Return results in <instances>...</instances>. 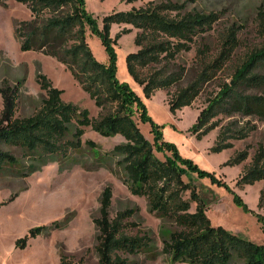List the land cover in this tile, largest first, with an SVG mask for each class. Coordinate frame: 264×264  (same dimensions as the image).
I'll list each match as a JSON object with an SVG mask.
<instances>
[{
  "label": "trees",
  "instance_id": "16d2710c",
  "mask_svg": "<svg viewBox=\"0 0 264 264\" xmlns=\"http://www.w3.org/2000/svg\"><path fill=\"white\" fill-rule=\"evenodd\" d=\"M31 12L30 20L17 21L15 34L22 51H37L57 58L95 100L101 109L98 118L90 117L73 103L63 101V90L56 88L43 73L36 80L46 95L37 111L28 117H18V100L25 80L11 84L4 81L0 87L3 110L0 117V171L22 166L33 174L49 162H69L84 150L82 138L85 127L103 136H122L124 142L114 146L108 154L117 158L121 172L117 173L131 193L145 197L149 212L175 226L167 231L163 253L176 263L264 264V245L255 244L222 226L215 227L207 214V204L197 187L185 176L198 173L213 184L221 180L185 158L178 147L167 142L162 126L149 115L144 100L128 84L118 78L116 46L131 29H124L111 37L113 25H131L141 32L135 44L139 48L126 57L128 73L142 88L144 97L152 99L159 90L167 91L170 112L193 106L207 83L223 72L232 62L238 42L232 32L223 39L218 53L198 46L196 56L199 69L185 87L169 90L184 80L187 69L177 63L181 52L191 51L206 27H211L212 16L198 11H187L184 5L170 0L150 2L144 7L118 11L103 18V27L86 9L85 0H17ZM139 0H126L128 4ZM1 3V1H0ZM89 32L98 35L108 54V62L96 59L88 41ZM264 46L251 52L239 64L229 82H225L209 106L201 110L191 134L202 139L214 130L211 121L219 115L257 116L264 120ZM253 91V92H252ZM150 124L153 142L142 132L141 124ZM242 134V132H241ZM226 134L218 135L211 152L227 149ZM245 135L240 138L244 139ZM87 145L97 150L99 145L89 140ZM164 155V160L157 156ZM249 157L247 151L233 156L225 166L242 164ZM27 166H26V165ZM73 164V163H72ZM71 164V165H72ZM264 180V147L253 156L250 164L237 180L238 187L254 185ZM233 193L231 189H228ZM189 194L186 199L185 195ZM113 191L107 186L102 193L99 217L94 219L98 236L95 252L98 264H134L129 256L151 248L154 240L150 233L140 229L132 233L136 223L129 218L137 209L119 212L111 218ZM264 201V189L260 202ZM244 212L252 211L235 198ZM195 210L192 211V206ZM67 222V221H66ZM66 223L64 224V226ZM57 225L55 228H61ZM46 226L31 230V237L47 232ZM63 264H73L62 256Z\"/></svg>",
  "mask_w": 264,
  "mask_h": 264
},
{
  "label": "rangeland",
  "instance_id": "374dc122",
  "mask_svg": "<svg viewBox=\"0 0 264 264\" xmlns=\"http://www.w3.org/2000/svg\"><path fill=\"white\" fill-rule=\"evenodd\" d=\"M0 1V87H3L4 81L15 84L25 80L18 100L17 116H31L40 107L46 95L36 80L37 74L41 72L56 88L64 91L63 101L73 103L81 110H88L93 119L98 118L101 109L71 70L52 56L21 50L15 27L17 21L31 19L29 8L17 0ZM158 1L162 0H139L130 4L126 0H85V4L102 28L106 15ZM170 1L184 5L187 11L212 16L213 20L211 27H206L196 38L193 49L179 54L177 63L188 71L179 86L169 90L171 94L177 88L187 86L195 77L196 70L199 69L196 56L198 46L218 53L223 39L233 32L238 48L230 65L206 84L193 106L178 111L174 116L168 105L167 91L159 90L150 103L149 115L156 124L162 126L166 141L175 144L182 156H196L202 164H205V160L212 170L202 169L221 180L222 184L217 185L208 177H200L198 173L185 176L188 182L197 187L207 204V214L212 224L215 227L222 226L255 244L264 245V201L260 202L264 180L254 185L237 186L244 167L264 147V120L257 116L219 115L210 123L214 130L204 138L199 140L191 134L198 114L209 106L224 83L230 81L234 69L251 52L264 46V0ZM124 29H131L132 32L123 35L115 48L118 54V78L121 82L128 83L126 81L132 77L127 70L126 57L139 49L135 39L141 31L131 25H113L111 37L115 38ZM88 41L96 59L107 63L108 54L101 38L89 32ZM259 72L264 73V70ZM2 110L3 99L0 94V117ZM84 129V150L74 155L69 162H49L27 176H24L26 170L22 166L0 171V264H63L62 256L73 264H98L95 252L98 231L94 219L99 217L101 196L107 186L113 191L111 218L116 217L119 212L137 209L129 218V222L138 225L132 233L136 234L140 229L150 233L154 240L151 248L129 256L132 263L184 264L174 262L163 253L167 231L174 230L175 225L152 215L148 210L147 199L133 195L117 174L121 172L117 165L118 159H113L108 154L115 145L124 142L123 137H106L91 127ZM141 130L153 142L151 125L141 124ZM221 132L227 135V144L230 146L219 153L211 152ZM242 135H245L244 139L240 138ZM89 140L99 145L96 151L87 145ZM243 151L249 154L245 162L225 166L233 156ZM157 156L164 160L162 153H157ZM237 197L248 206L251 213L244 212L236 204ZM185 198L188 199L189 194ZM195 207L192 206V211ZM57 225L62 227L56 229ZM43 226L51 230L32 238L31 230ZM230 264H243V261L235 259Z\"/></svg>",
  "mask_w": 264,
  "mask_h": 264
},
{
  "label": "crops",
  "instance_id": "0c3cea01",
  "mask_svg": "<svg viewBox=\"0 0 264 264\" xmlns=\"http://www.w3.org/2000/svg\"><path fill=\"white\" fill-rule=\"evenodd\" d=\"M135 52V51H134ZM126 82H128L130 85H131V87L136 91V93L144 100V102L146 103V105H147V108H148V111L150 110V103L154 100V97L152 98V99H146L145 97H144V93H143V90H142V88L134 81V79L132 78V79H129V80H127ZM165 100H166V98H165ZM185 109V108H184ZM183 109V110H184ZM150 112V111H149ZM199 115V114H198ZM193 138H195V137H192V139ZM184 157V156H183ZM189 159H192L195 163H197L201 168H204V169H211L212 170V167H210L206 162H205V160H204V163L205 164H202L201 162H200V158H198V157H196V156H190V158Z\"/></svg>",
  "mask_w": 264,
  "mask_h": 264
}]
</instances>
